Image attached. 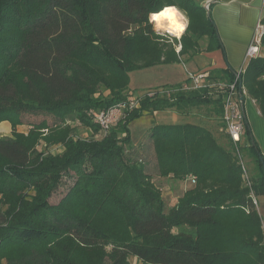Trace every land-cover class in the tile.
<instances>
[{
	"label": "trees",
	"instance_id": "trees-1",
	"mask_svg": "<svg viewBox=\"0 0 264 264\" xmlns=\"http://www.w3.org/2000/svg\"><path fill=\"white\" fill-rule=\"evenodd\" d=\"M168 5L188 21L179 40L148 22ZM219 46L192 0H0V125L11 127L0 137V264H264L253 199L264 197V169L247 127L250 187L229 136L224 146L204 126L156 125L131 144L132 121L172 109L214 105L225 129L223 103L208 90L147 94L131 110L126 93L129 72ZM208 73V83L235 79ZM242 85L264 116L263 56ZM120 105L119 122L103 130L93 114ZM82 127L89 138L79 139ZM167 178L190 182L172 205L157 184Z\"/></svg>",
	"mask_w": 264,
	"mask_h": 264
},
{
	"label": "crops",
	"instance_id": "crops-1",
	"mask_svg": "<svg viewBox=\"0 0 264 264\" xmlns=\"http://www.w3.org/2000/svg\"><path fill=\"white\" fill-rule=\"evenodd\" d=\"M192 1L206 10L207 16L213 22L218 33L220 46L213 52H203L193 58L184 59V62L181 64L184 67H188L186 68L188 69V73L230 69L234 71L233 73H236L244 64L245 53L253 41L257 25L264 21V0ZM207 43V38L201 40V45L204 48L207 46ZM262 56L264 57V50H262ZM195 108L203 110L202 114L198 113L197 116L200 119V126L208 128L215 135L222 132L223 128L219 126L220 122L215 113L214 109L216 108L214 105ZM181 109H183V112L190 113L191 110L189 109L192 108ZM242 109L246 117V127L250 129L259 152L264 156V116L259 110L256 102L251 99L249 95L244 97ZM158 114L159 112H155L153 116H158ZM156 125L158 124L149 126L145 134L150 128ZM140 140L133 144L137 145ZM262 205H264V203H262Z\"/></svg>",
	"mask_w": 264,
	"mask_h": 264
},
{
	"label": "rangeland",
	"instance_id": "rangeland-1",
	"mask_svg": "<svg viewBox=\"0 0 264 264\" xmlns=\"http://www.w3.org/2000/svg\"><path fill=\"white\" fill-rule=\"evenodd\" d=\"M168 35V34H166ZM171 37V36H170ZM188 67H184L181 63L174 65H160L155 66L149 69L136 70L129 72L130 85L127 90V94L130 96V99L134 100L133 109H138L141 106L140 97L147 94L152 95H163V97L170 94L169 88L177 87L188 82ZM190 68V65H189ZM190 71V69H189ZM190 113L183 112L182 110L172 109L168 111L159 112L158 116H153L150 114H145L143 117L135 119L130 124V135L132 143H137L145 134V131L152 124L158 125H180L186 123H194L200 125V119L197 117L198 113L203 112L202 109H197L193 107ZM116 118V116H114ZM42 118H31V121H39ZM51 121V120H50ZM21 130L27 131V126L22 127ZM79 139H86L90 137V131L86 128L79 129ZM218 135V136H217ZM217 139L219 142L226 146L228 143L227 133L225 129H222V132L217 134ZM11 136V128L8 124L0 125V137H9ZM123 136V135H122ZM62 152V148L54 147L51 150L53 154H59ZM242 155L245 160L246 169L248 176L252 177L253 172L256 170L253 163L247 158V152L243 148ZM256 172V171H255ZM159 187L162 188L163 198L168 203L172 205L177 198L181 197L185 190L190 186V182L187 181H175L171 178L163 179L157 181ZM63 189V188H62ZM62 190L54 196L52 202H58L62 196ZM260 206L259 210L263 218L264 223V197L259 198ZM135 264V263H134ZM137 264V262H136Z\"/></svg>",
	"mask_w": 264,
	"mask_h": 264
},
{
	"label": "built area",
	"instance_id": "built-area-1",
	"mask_svg": "<svg viewBox=\"0 0 264 264\" xmlns=\"http://www.w3.org/2000/svg\"><path fill=\"white\" fill-rule=\"evenodd\" d=\"M263 36L264 24L259 23L256 27L253 41L245 53L244 64L235 73V79L232 83H208V72L188 73V82L176 87L174 90H172V92H170L176 94L208 90L209 95L213 96L214 98L221 99L224 108L223 118L225 123V131L234 145L239 161L243 167L244 179L249 187L251 186V183L246 169V164L241 153L243 137L246 131V117L242 109L241 97L248 96V94L243 85L242 89H240V85L242 84V76L250 62L262 56L261 41ZM150 96H152V94H150ZM134 104V101H131L129 103L128 109H133ZM125 107V105H120L119 107L114 108L107 113H94L93 116L101 125L103 130L108 131L111 129V127L115 126L119 122ZM114 116H116V118H114ZM253 199L254 204L257 206V208H259V201L255 197H253Z\"/></svg>",
	"mask_w": 264,
	"mask_h": 264
},
{
	"label": "clouds",
	"instance_id": "clouds-1",
	"mask_svg": "<svg viewBox=\"0 0 264 264\" xmlns=\"http://www.w3.org/2000/svg\"><path fill=\"white\" fill-rule=\"evenodd\" d=\"M148 22L154 25L155 31L163 30L177 40L188 26L187 19L175 5L165 6L158 13H149Z\"/></svg>",
	"mask_w": 264,
	"mask_h": 264
},
{
	"label": "water",
	"instance_id": "water-1",
	"mask_svg": "<svg viewBox=\"0 0 264 264\" xmlns=\"http://www.w3.org/2000/svg\"><path fill=\"white\" fill-rule=\"evenodd\" d=\"M230 70H231V72H234V71H232V69H230ZM240 89H242V84L240 85ZM243 100H244V97H241V101L242 102H243ZM248 130L250 131L249 128H248ZM251 139H252L253 146H256L255 141H254V138H253L252 135H251ZM259 158H260V161H261V163L263 165V169H264V158H263V155L261 153H259Z\"/></svg>",
	"mask_w": 264,
	"mask_h": 264
},
{
	"label": "bare ground",
	"instance_id": "bare-ground-1",
	"mask_svg": "<svg viewBox=\"0 0 264 264\" xmlns=\"http://www.w3.org/2000/svg\"><path fill=\"white\" fill-rule=\"evenodd\" d=\"M161 31H163V30H161Z\"/></svg>",
	"mask_w": 264,
	"mask_h": 264
}]
</instances>
